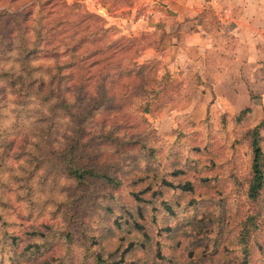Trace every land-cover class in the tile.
<instances>
[{
	"label": "rangeland",
	"instance_id": "rangeland-1",
	"mask_svg": "<svg viewBox=\"0 0 264 264\" xmlns=\"http://www.w3.org/2000/svg\"><path fill=\"white\" fill-rule=\"evenodd\" d=\"M154 1L0 0V264H264V101L171 73Z\"/></svg>",
	"mask_w": 264,
	"mask_h": 264
},
{
	"label": "crops",
	"instance_id": "crops-1",
	"mask_svg": "<svg viewBox=\"0 0 264 264\" xmlns=\"http://www.w3.org/2000/svg\"><path fill=\"white\" fill-rule=\"evenodd\" d=\"M161 6L145 25L171 39V73L192 71L210 101H264L255 93L264 88V0H164Z\"/></svg>",
	"mask_w": 264,
	"mask_h": 264
},
{
	"label": "trees",
	"instance_id": "trees-1",
	"mask_svg": "<svg viewBox=\"0 0 264 264\" xmlns=\"http://www.w3.org/2000/svg\"><path fill=\"white\" fill-rule=\"evenodd\" d=\"M149 64L150 62L139 65L137 62L133 61V65L138 67L137 68L138 70H142L144 66L147 69V66ZM136 75H140V74L136 73ZM247 113L248 110L241 111L237 116V120H241ZM262 129H264V122H259L248 132V136L251 142L250 145L252 149V162H251L252 181L248 188V196L250 199H254L257 196L258 192L262 189L264 183V174H263L264 154L260 148V131ZM75 175L77 179H83L84 175H86L91 178H99L108 184L118 185V183L112 177L106 174H96L92 171L86 170L82 172V174H79V172L76 171Z\"/></svg>",
	"mask_w": 264,
	"mask_h": 264
},
{
	"label": "built area",
	"instance_id": "built-area-1",
	"mask_svg": "<svg viewBox=\"0 0 264 264\" xmlns=\"http://www.w3.org/2000/svg\"><path fill=\"white\" fill-rule=\"evenodd\" d=\"M159 0H155L154 2H152L153 4H156V5H158L159 4ZM150 16L152 15L151 13L149 14Z\"/></svg>",
	"mask_w": 264,
	"mask_h": 264
}]
</instances>
